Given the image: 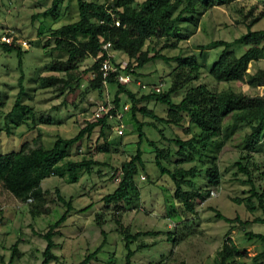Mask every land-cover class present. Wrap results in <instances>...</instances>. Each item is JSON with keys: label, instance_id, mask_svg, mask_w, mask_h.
I'll list each match as a JSON object with an SVG mask.
<instances>
[{"label": "rangeland", "instance_id": "obj_1", "mask_svg": "<svg viewBox=\"0 0 264 264\" xmlns=\"http://www.w3.org/2000/svg\"><path fill=\"white\" fill-rule=\"evenodd\" d=\"M51 2L0 0V33L10 32L28 44V47L21 49L24 53L20 66L14 52H4L0 47V154L16 151L24 142L33 145L34 139L49 148L57 136L72 137L87 122L95 120L94 114L99 104L113 99L115 84L106 83L102 95L90 88L88 75L82 71L92 64L91 58L83 60L78 69L71 71L74 89H61L58 83L42 84V78L59 75L49 69V64L55 59L67 58L65 53L54 50L52 32L78 19L76 0H60L58 11L61 16L57 21L35 15L48 8ZM213 2L205 12L195 14V20L184 27L183 36L170 37L162 48V54L169 57L194 55L201 66L195 78L171 95L175 102L182 99L190 86L200 84L215 91L232 89L250 95L263 92V87H251L245 82L215 81L209 68L220 55L222 47L204 49L202 46L217 39L232 41L244 34L248 27L251 30H264V0ZM248 47L237 44L232 49L239 56ZM117 58L120 60L121 57L118 55ZM178 64L174 60L166 62L155 59L137 69L133 81L126 86L138 97L159 84L161 92H164L178 80L175 75ZM184 68L187 73L189 68ZM258 69L264 70V52L258 60L248 65V72L254 73ZM77 73L81 76L78 87L74 83ZM185 73L180 75V83ZM20 76L24 88L21 102L31 106L32 115L22 111L24 118L6 119L5 115L12 109L19 91ZM121 97L122 101L132 105L129 98ZM143 104L158 116L166 114V106L154 100ZM151 120L137 113L135 121L129 110L121 135L113 128L114 120H109L107 140L110 143L107 150L99 151L103 145L99 128L74 144L66 160L78 161L91 156L97 163L90 166L88 173L79 172L76 182H69L66 174L44 179L41 186L47 193L37 214L32 212L35 208L30 202L17 200L3 189L0 182V264L8 262L15 243L18 244V253L11 264H40L45 241L34 231L45 232L65 210V206L57 200L56 189L65 197H73L74 209L57 227V234L53 238L56 259L50 264H80L88 255L90 257L86 264H125L127 249L123 236L126 231L131 234L151 232L131 241L130 249L135 252L132 264H219L216 253L225 239L232 240L240 251L234 264H264V257L253 259L264 251V241L248 236L250 232L264 235V211L256 197H251L255 205L252 210L246 205L250 183L247 175L239 171L235 164L241 161L248 167L252 182L261 191L264 187V140L246 159V152L241 150L240 145L244 134L249 131L247 125H232L231 134L224 141L222 135L216 137L223 144L213 153L220 174V182L215 186H208L205 174L208 158L196 155L195 159L183 162L184 168L197 165L201 170L195 179V190L203 194L204 200L193 201L195 211L191 214L180 209L173 197L171 180L166 175H160L155 167L154 154L146 139L157 141L160 146L170 145L174 152L177 146L146 125ZM224 121L225 124L232 122L229 116ZM137 122L145 123L142 128L145 135L139 145ZM185 126L186 122H183V126H165L163 133L166 137L177 134L186 139L190 135L185 133ZM137 146L142 150L144 171L136 178V187L129 189L127 196L119 203L122 208L114 209V203H105L103 197L116 188L119 181L116 169L135 152ZM175 159L163 160V164L171 169L175 166ZM237 198L243 201L236 202ZM84 207L88 208L81 210ZM216 211L233 219V222L217 218ZM257 218L263 221H256Z\"/></svg>", "mask_w": 264, "mask_h": 264}, {"label": "trees", "instance_id": "obj_2", "mask_svg": "<svg viewBox=\"0 0 264 264\" xmlns=\"http://www.w3.org/2000/svg\"><path fill=\"white\" fill-rule=\"evenodd\" d=\"M214 0H76L78 9V19L74 22L64 24L52 32L54 37V50L63 52L67 55L65 60L55 59L49 64V69L58 72L59 75H49L41 79L43 85L60 84L61 89L69 87L74 89L72 83L74 79L71 71L78 69V65L85 59L91 58L92 64L85 68L82 73L88 75L90 88L96 90L99 94L104 93L105 85L102 77L91 78L92 72H97L103 56L102 44L109 41L112 49L116 52L111 60H119L117 56L128 60V68L134 63L133 78L137 74L136 70L144 67L155 59H162L166 62L170 60L178 61V71L175 75L176 80L172 86L164 92H154L152 89L141 96H136L127 84H122L116 80L113 73L107 77V83L115 84V92L112 99L116 108H120L122 97L129 98L131 117L136 121L137 113L149 117L152 120L146 125L156 129L160 136L170 144L177 146L175 152L170 145L160 146L157 141L147 140L150 151L154 154V164L160 175H166L171 180L174 190L173 197L180 209L185 212L194 213L193 201L204 200L203 194L195 190V179L200 174V168L193 165L184 168L183 162L195 159L196 155L208 158V165L205 167V174L208 180V186H215L220 182L218 166L215 162V148H220L223 141L231 134L232 125H247L249 131L244 134L240 148L246 152L244 158H249L251 153L256 150L261 140H264V70L258 69L254 73L248 72V65L256 61L264 52V30L247 31L240 37L232 40H212L202 46L204 49L222 47L218 58L209 68L210 75L215 81L224 82H245L251 87H263L261 94H245L232 89L215 91L207 88L204 84L190 86L184 93L182 99L178 102L172 100L171 95L178 89L185 87V84L195 78L200 69L194 55L166 56L162 54V48L170 37L183 36L184 27L195 20L197 13H203L207 8L213 5ZM60 0H52L51 5L36 16L50 17L57 21L60 18L58 11ZM223 3L224 0H216ZM118 21V25L115 22ZM171 41V40H170ZM163 42V43H162ZM162 43V44H161ZM262 45L260 46V44ZM161 44V45H160ZM237 44L249 45L248 48L237 56L232 47ZM2 50L7 53H15L18 58L19 66L24 51L20 46L0 45ZM184 66L189 68L185 73ZM183 76V82H179V77ZM64 75V76H63ZM75 86H80L81 76L77 73ZM24 88L22 86V76L19 78V91L12 106V109L5 115L6 119L16 117V120L24 118L22 111L32 115V108L21 102ZM154 100L166 106V114L161 117L149 110L143 102ZM114 113V110L111 111ZM229 116L231 123L225 124V118ZM186 122L185 133L190 136L186 139L180 138L177 134L172 137H166L163 133V127L183 126ZM138 138L137 145L141 143L144 137V122H137ZM29 128H32L29 126ZM95 128H99L100 138L103 139V145L99 151H105L110 143L107 140L110 131L108 115L105 114L95 120L87 122L78 132L68 138L57 136L52 146L46 148L42 143H37L34 139L33 145L24 142L16 151H9L0 154V182L4 190L10 193L14 198L22 202H30L35 208L32 212L39 213L38 207L44 202V194L47 191L42 189L41 182L57 175L68 176L69 182H76L78 173L81 171L89 172L90 166L97 162L83 157L78 161L66 160L69 156L71 147L79 141L89 137ZM9 134V129L6 131ZM222 135L221 140L215 138ZM115 143V140L111 141ZM81 149V148H79ZM175 166L168 168L163 164V160L172 159ZM243 158V157H242ZM239 171L247 175V181L250 183V196L245 200L250 210L255 206L251 202V197H256L258 205L264 211V187L257 190L251 180V171L241 161L235 162ZM142 160V150L137 146L135 152L124 160L116 173L120 172L119 181L116 188L103 197L105 203H114V209H120L119 203L127 196L129 189L135 188V180L139 174L144 171ZM57 200L65 206V210L59 218L50 224L45 232L34 231L45 241V247L42 251V260L40 264H50L56 259L53 253L55 242L54 236L57 234V227L65 221L73 208V197H65L56 189ZM236 202L243 201L235 199ZM84 207L81 210H85ZM122 208V207H121ZM216 217L225 222H233V219L216 211ZM236 219V218H235ZM256 221H263L257 218ZM242 222V224H245ZM126 231V230H125ZM151 234L150 231L124 233V246L127 249L125 264H132L134 250L130 249L132 240L140 235ZM249 238H256L264 241V235L248 233ZM170 237V236H169ZM170 239V238H169ZM17 243L12 247L10 258L4 264H11L15 255L18 253ZM141 247V246H140ZM217 259L219 264H234L236 258L240 255L238 247L230 240L225 239L221 247L217 250ZM89 255L80 263L86 264L89 261ZM264 257V251L256 254L253 259ZM231 261V262H230ZM163 264H168L164 262ZM179 264H184L180 262ZM236 264V262H235Z\"/></svg>", "mask_w": 264, "mask_h": 264}, {"label": "built area", "instance_id": "obj_3", "mask_svg": "<svg viewBox=\"0 0 264 264\" xmlns=\"http://www.w3.org/2000/svg\"><path fill=\"white\" fill-rule=\"evenodd\" d=\"M115 25H118V21L115 22ZM2 44L20 46L21 48L28 47L27 41L18 38L17 36L11 34L10 32L0 33V45ZM101 48H102V52L100 53V56H103V59L100 63L98 71L92 72L90 74V77L94 78L100 74L104 85H106L107 77L110 73H113L116 80L122 84H129L131 81H133L132 72L134 69V63H132L131 67L128 68L127 70L128 67L127 59H120L117 60L116 62H112L111 60L115 57L116 52L112 49V45L109 41L104 42ZM160 86L161 84L157 86H153L152 90L154 92H160L161 91ZM112 110H114V113H111ZM129 110H130V105L127 102H123L120 108H116L112 100L111 101L105 100V102L97 106L94 117L98 118L107 114L109 120H114L115 122L113 128L116 130V132L119 135H121L125 128L124 122L126 119V113ZM79 151H81V149H79ZM120 174H121L120 172H117L116 176H120Z\"/></svg>", "mask_w": 264, "mask_h": 264}, {"label": "crops", "instance_id": "obj_4", "mask_svg": "<svg viewBox=\"0 0 264 264\" xmlns=\"http://www.w3.org/2000/svg\"><path fill=\"white\" fill-rule=\"evenodd\" d=\"M232 241V240H231ZM234 243V242H233ZM235 244V243H234ZM236 245V244H235ZM237 246V245H236Z\"/></svg>", "mask_w": 264, "mask_h": 264}]
</instances>
